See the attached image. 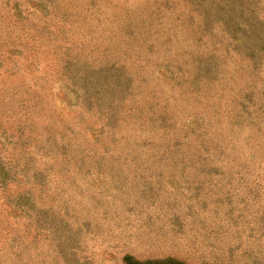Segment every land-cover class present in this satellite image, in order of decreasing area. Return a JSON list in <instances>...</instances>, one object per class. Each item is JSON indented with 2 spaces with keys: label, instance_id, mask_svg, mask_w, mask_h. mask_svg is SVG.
<instances>
[{
  "label": "rangeland",
  "instance_id": "1",
  "mask_svg": "<svg viewBox=\"0 0 264 264\" xmlns=\"http://www.w3.org/2000/svg\"><path fill=\"white\" fill-rule=\"evenodd\" d=\"M0 264H264V0H0Z\"/></svg>",
  "mask_w": 264,
  "mask_h": 264
}]
</instances>
